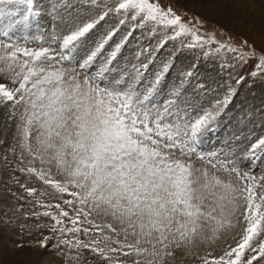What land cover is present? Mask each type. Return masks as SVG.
Returning a JSON list of instances; mask_svg holds the SVG:
<instances>
[{
	"label": "snow or ice",
	"instance_id": "obj_1",
	"mask_svg": "<svg viewBox=\"0 0 264 264\" xmlns=\"http://www.w3.org/2000/svg\"><path fill=\"white\" fill-rule=\"evenodd\" d=\"M87 3L94 15L61 18L66 34L54 30L43 41L48 46L33 48L32 30L69 5L0 0V111L16 130L11 144L0 138V150L8 149L0 154V182L16 200L25 197L12 185L31 198L23 215L36 222L21 230L52 233L27 245L40 249L38 264H80L86 251L98 264H264V134L244 137L243 148L232 134L203 150L240 87L249 80L264 86V44L217 40L201 31L199 16L185 20L158 0ZM109 17L117 22L97 34ZM138 30L149 46L137 44L133 60L121 65ZM170 41L176 51L215 53L221 71L229 69L226 85L198 83L190 93L188 71L169 88L172 59L157 68L155 57ZM46 253L54 259L45 261Z\"/></svg>",
	"mask_w": 264,
	"mask_h": 264
},
{
	"label": "rangeland",
	"instance_id": "obj_2",
	"mask_svg": "<svg viewBox=\"0 0 264 264\" xmlns=\"http://www.w3.org/2000/svg\"><path fill=\"white\" fill-rule=\"evenodd\" d=\"M83 0H40L42 5L48 9L51 5H55L58 9L62 8L64 4H68V11H63L55 18V22H49V17L45 16L40 21V27L34 28L32 30V36L30 37L29 46L33 48H39L41 46H48L43 43L51 36L52 32L55 30L60 34H66L67 29H63L61 32L60 28V20L63 18L65 22H67L70 18V14L75 16V12L78 10L81 16L85 15L89 12L88 9H85L82 6ZM210 1V0H207ZM206 0H158L162 7H172L173 10L183 16L185 20L192 19L196 16H199L201 20L204 21V26L201 29L202 32L207 33H215L216 39L220 41H226L229 37L233 39V42L239 44L242 40L246 39L249 44L255 45L257 49H259L262 44H264V25L260 23H256L255 20H259V14L261 16L264 14V0H245V8L244 12H241L240 16H236L237 18L229 19L228 17H224L219 11L218 7L213 3L209 5ZM97 2L102 6L103 0H97ZM251 2V3H250ZM257 2V4H256ZM205 4V5H204ZM73 5H77L79 7H72ZM93 10H95V5L92 4ZM263 7V8H262ZM77 8V9H75ZM258 9V10H257ZM261 10V11H260ZM86 12V13H85ZM263 13V14H262ZM90 14L94 15L93 12ZM253 14V15H252ZM252 17V18H251ZM249 19V20H248ZM264 19V17H263ZM255 21V22H253ZM116 19L114 17H109L105 21H101L97 26V29L94 30L97 34H103L108 28L112 27L116 23ZM256 23V24H255ZM264 23V22H263ZM126 31V28L122 27L121 32ZM136 37H139V40L130 41L129 45H127L124 49H122V57H118L120 60V64L123 65L126 61L133 60L134 52L136 50L137 44L140 47H148L149 46V38L145 36H141L139 30L134 33ZM133 34V35H134ZM38 37H43V40L38 39ZM118 38V37H117ZM159 37L151 38V45L154 46L156 40ZM95 39V36L92 37ZM56 48V45H52ZM176 45L173 42H169L168 45L165 46V49L161 50L159 53H156L155 57V67H159L164 61L168 60L170 57L172 59V66L170 71L166 77L167 86L170 88L172 86H178L180 80L184 73L191 71L193 73L190 81L185 85L189 89L191 93L192 90H195L196 85L204 84L205 86L211 84L213 88L217 87V85H226L227 77L229 69H225L221 71L219 67V62L214 60L215 53L209 56H205L203 51L196 50H187L184 49L182 51H176ZM213 48L215 45L212 46ZM132 50L130 53L128 50ZM229 56L231 54H228ZM154 66H149V71H153ZM251 70V65L243 69L244 74H247L248 71ZM252 86L249 87L248 85ZM167 91V89H166ZM220 93H223V88L219 89ZM242 92L244 93L242 96ZM209 99L211 96L208 97ZM228 114L234 115V121L231 123L232 134H238L240 139L244 140V137L252 138L253 134L259 136L264 134V86L253 83L251 80L247 81L245 85H242L239 89V95L236 96L232 105L229 106ZM232 112V113H231ZM245 116L247 121V126L242 124L239 125V116ZM11 119L8 117L7 112L0 111V138L3 141H8L9 135L6 138L7 134L10 133L13 126L9 128V122ZM246 126V128H244ZM244 128V129H243ZM16 133V130H15ZM14 136V135H13ZM13 138V137H12ZM12 143V140L9 144ZM8 149L0 150V154L7 152ZM9 159H13L11 155ZM3 167V163L0 162V168ZM258 175V173H256ZM6 179V178H5ZM23 179V177H22ZM31 184V183H30ZM13 191L17 193V195H22V189L17 185L11 186ZM27 195V194H26ZM24 197H27L23 195ZM29 200L30 198L27 197ZM47 200V199H45ZM22 200H16L9 194L4 192L3 183L0 182V228L2 231V239L5 242H8V245L12 248H16L22 250L24 248L30 249L31 247H27L29 244H35L36 241L42 240L44 236L52 235V233L47 229L36 230L31 227H25L23 230L20 229L19 225L25 224L28 226L33 225L36 221L34 219H24L23 213H30L31 209L22 206ZM28 203V202H27ZM28 205H31L28 203ZM6 221H11L12 225L15 227H7L5 225ZM41 221L45 224L48 223V219L41 217ZM70 226V225H69ZM29 231L32 232L29 235ZM42 233V234H41ZM81 239H87L85 236L81 235ZM17 243H23L26 245L24 248H17L15 245ZM49 243H52L50 241ZM9 249V248H7ZM32 249V248H31ZM40 250L38 247L34 248ZM10 250V249H9ZM12 251V250H11ZM203 251V246L201 248V253ZM75 250H73V255ZM43 259L45 261H51L54 259V253H46L43 254ZM38 264V262H37ZM55 264H76L75 261L72 260H64L59 259L55 260ZM80 264H98V261L93 257V255L89 252H85L84 259L80 262ZM183 264H199V261L194 258H188L183 261Z\"/></svg>",
	"mask_w": 264,
	"mask_h": 264
},
{
	"label": "bare ground",
	"instance_id": "obj_3",
	"mask_svg": "<svg viewBox=\"0 0 264 264\" xmlns=\"http://www.w3.org/2000/svg\"><path fill=\"white\" fill-rule=\"evenodd\" d=\"M244 1L245 0H210V1H207V3H209V5H210V3L211 4L215 3L214 5L218 7L217 8L218 11L224 17H228L229 19H234V18H237L236 16L239 17L241 12H244V8H245V6H247V5H245ZM256 4H257V2H256ZM260 4L264 5L263 3H260ZM242 15H240V16H242ZM259 17H262V18H259V20H255L256 23H260L261 25H264V23H263L264 22V19H263L264 14L262 16H261V14H259ZM255 21H253V22H255ZM0 230H1V228H0ZM1 233H2V231H0V264H37V262L39 260L37 253L40 252V250H37L34 248H32V249L31 248L30 249L24 248L22 250L12 248L8 245V242H5L2 239L3 237H2ZM7 248H9L10 250Z\"/></svg>",
	"mask_w": 264,
	"mask_h": 264
}]
</instances>
